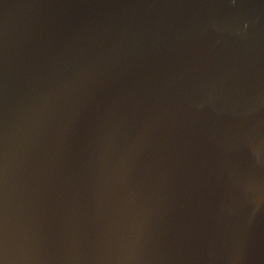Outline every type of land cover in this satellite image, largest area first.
Here are the masks:
<instances>
[{"label":"water","instance_id":"water-1","mask_svg":"<svg viewBox=\"0 0 264 264\" xmlns=\"http://www.w3.org/2000/svg\"><path fill=\"white\" fill-rule=\"evenodd\" d=\"M0 264H264V0H0Z\"/></svg>","mask_w":264,"mask_h":264}]
</instances>
